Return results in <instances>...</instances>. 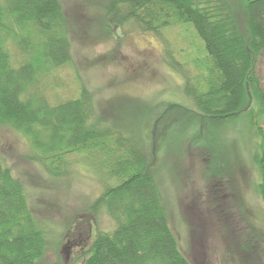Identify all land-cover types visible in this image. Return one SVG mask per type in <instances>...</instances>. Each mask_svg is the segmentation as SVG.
<instances>
[{
	"label": "trees",
	"instance_id": "obj_1",
	"mask_svg": "<svg viewBox=\"0 0 264 264\" xmlns=\"http://www.w3.org/2000/svg\"><path fill=\"white\" fill-rule=\"evenodd\" d=\"M96 4L99 24L104 26L105 19L106 28L121 30L131 22L141 31L160 33L191 23L205 49L192 61L195 73L167 53L168 64L182 75V90L201 117L220 123L245 112L255 143V187L264 199V92L255 73L264 55V0ZM69 31L60 0H0V125L21 133L32 150L29 158L53 178L66 173L73 155L100 172L104 192L91 211L104 208L114 228L97 232L94 239L88 235L78 264H193L169 225L155 169L143 151L145 142L153 143L157 155L162 150L167 130L161 129L162 120L150 130L155 137L126 136L83 84L76 96L63 100L51 102L44 92L42 79L73 62ZM171 131L176 134L177 127ZM27 193L0 156V264H39L47 251V230ZM253 237L258 244L259 236Z\"/></svg>",
	"mask_w": 264,
	"mask_h": 264
},
{
	"label": "rangeland",
	"instance_id": "obj_2",
	"mask_svg": "<svg viewBox=\"0 0 264 264\" xmlns=\"http://www.w3.org/2000/svg\"><path fill=\"white\" fill-rule=\"evenodd\" d=\"M60 1L73 62L42 79L49 100L74 97L83 84L126 136H153L152 126L162 120L161 129L167 127L162 150L157 155L153 143L145 142L143 151L155 169L169 225L183 252L193 264H264V199L255 187V143L245 112L220 123L198 115L182 90V75L166 58L170 54L195 73L192 61L205 49L191 23L160 33L141 31L131 22L121 30L106 28L105 19L104 26L99 24L100 0ZM255 73L264 92V55ZM30 149L21 133L0 125V156L25 185L31 209L47 230V251L39 264H78L88 235L94 239L97 232L114 228L104 208L91 211L105 183L77 155L70 157L65 174L53 178L29 158Z\"/></svg>",
	"mask_w": 264,
	"mask_h": 264
}]
</instances>
